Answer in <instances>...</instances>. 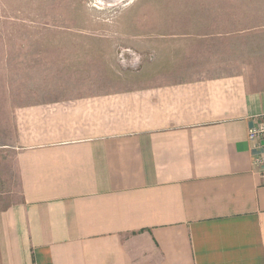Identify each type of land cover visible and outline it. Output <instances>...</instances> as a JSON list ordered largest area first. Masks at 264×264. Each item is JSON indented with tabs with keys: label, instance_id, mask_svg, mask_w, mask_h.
I'll use <instances>...</instances> for the list:
<instances>
[{
	"label": "crops",
	"instance_id": "1",
	"mask_svg": "<svg viewBox=\"0 0 264 264\" xmlns=\"http://www.w3.org/2000/svg\"><path fill=\"white\" fill-rule=\"evenodd\" d=\"M159 76L15 93L21 199L0 208V264H264V169L248 139L264 87Z\"/></svg>",
	"mask_w": 264,
	"mask_h": 264
},
{
	"label": "rangeland",
	"instance_id": "2",
	"mask_svg": "<svg viewBox=\"0 0 264 264\" xmlns=\"http://www.w3.org/2000/svg\"><path fill=\"white\" fill-rule=\"evenodd\" d=\"M235 73L264 87V0H0V208L21 199L16 92Z\"/></svg>",
	"mask_w": 264,
	"mask_h": 264
},
{
	"label": "built area",
	"instance_id": "3",
	"mask_svg": "<svg viewBox=\"0 0 264 264\" xmlns=\"http://www.w3.org/2000/svg\"><path fill=\"white\" fill-rule=\"evenodd\" d=\"M248 139L256 143L260 148L259 155L255 158V165L264 169V113L259 117H253L248 128Z\"/></svg>",
	"mask_w": 264,
	"mask_h": 264
}]
</instances>
